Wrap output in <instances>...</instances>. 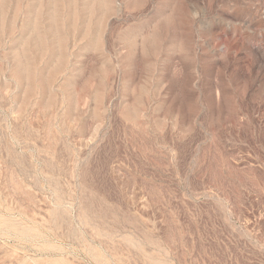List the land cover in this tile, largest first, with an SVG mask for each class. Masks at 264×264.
Wrapping results in <instances>:
<instances>
[{"label": "rangeland", "instance_id": "rangeland-1", "mask_svg": "<svg viewBox=\"0 0 264 264\" xmlns=\"http://www.w3.org/2000/svg\"><path fill=\"white\" fill-rule=\"evenodd\" d=\"M0 264H264V0H0Z\"/></svg>", "mask_w": 264, "mask_h": 264}]
</instances>
